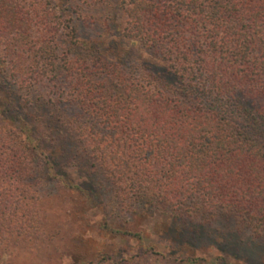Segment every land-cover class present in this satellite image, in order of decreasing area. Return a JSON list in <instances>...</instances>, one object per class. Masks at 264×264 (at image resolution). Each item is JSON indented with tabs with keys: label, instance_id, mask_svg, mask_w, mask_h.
Wrapping results in <instances>:
<instances>
[{
	"label": "trees",
	"instance_id": "trees-1",
	"mask_svg": "<svg viewBox=\"0 0 264 264\" xmlns=\"http://www.w3.org/2000/svg\"><path fill=\"white\" fill-rule=\"evenodd\" d=\"M0 54L8 232L36 228L33 181L55 157L100 175L124 213L170 214L188 254L114 248L105 263L264 264V0H0ZM209 248L216 263L196 255Z\"/></svg>",
	"mask_w": 264,
	"mask_h": 264
},
{
	"label": "rangeland",
	"instance_id": "rangeland-1",
	"mask_svg": "<svg viewBox=\"0 0 264 264\" xmlns=\"http://www.w3.org/2000/svg\"><path fill=\"white\" fill-rule=\"evenodd\" d=\"M110 40H116L112 47L117 48L118 53L131 54L126 58L144 54L135 43L120 40L117 36H111L107 41ZM2 60L0 54V71ZM52 161L58 164L56 169L51 173L41 170L33 181L37 190L36 228L29 230L28 234H20L8 232L0 222V264H117L118 259L105 263L101 258L114 248H121L131 256L150 246L172 258L182 259L188 255L171 243L172 233L166 230L167 227H177V224L170 214L138 209L124 213L117 201L110 200L112 191L109 185L98 182L100 175L91 178L83 167L67 165L63 158L54 157ZM69 180L92 186L98 203L89 202L84 194L68 187ZM106 220L111 228L137 232L141 239L139 236L127 239L118 236L105 228ZM218 254L214 248L196 252L197 256H204L212 263H216Z\"/></svg>",
	"mask_w": 264,
	"mask_h": 264
}]
</instances>
